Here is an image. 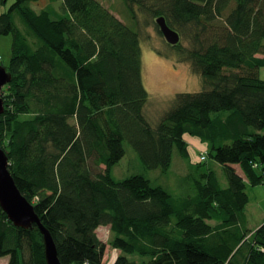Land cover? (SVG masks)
<instances>
[{
	"label": "trees",
	"instance_id": "16d2710c",
	"mask_svg": "<svg viewBox=\"0 0 264 264\" xmlns=\"http://www.w3.org/2000/svg\"><path fill=\"white\" fill-rule=\"evenodd\" d=\"M38 1L0 12V35L12 37L0 146L60 262L103 264L97 229L107 225L120 250L113 264H264V219L250 227L245 211L247 184L264 183V0H121L130 25L98 0H62L60 15L33 8ZM138 14L188 34L185 61L202 83L177 92L155 124L144 112ZM170 47L182 50L180 40ZM187 135L207 145L226 186L207 150L190 157ZM124 141L162 174L176 147L181 191L142 174L114 179ZM3 256L47 264L36 224L16 226L0 207Z\"/></svg>",
	"mask_w": 264,
	"mask_h": 264
},
{
	"label": "rangeland",
	"instance_id": "374dc122",
	"mask_svg": "<svg viewBox=\"0 0 264 264\" xmlns=\"http://www.w3.org/2000/svg\"><path fill=\"white\" fill-rule=\"evenodd\" d=\"M0 5V12L5 11L9 4ZM105 7L111 8L122 21H127L124 7L121 0H98ZM62 0H39L32 4L33 8L48 9L52 14L63 13L60 9ZM113 8L115 10H113ZM140 17L138 31L140 34L141 47V79L148 92V98L144 105V112L147 119L155 124L170 106L173 96L177 92H194L202 88L201 78L198 74L192 72L187 58V49L191 48L188 34L180 33V44L182 50L174 49L167 43L163 34L156 25V18L138 14ZM125 18L127 20H125ZM16 23L19 17L15 14ZM131 22V20H130ZM129 24V23H128ZM130 25V24H129ZM134 29V25H131ZM11 34L0 35V63L4 66L9 64L11 56ZM186 50V51H185ZM161 52V53H160ZM260 76L264 78V67L260 68ZM264 131V129L262 130ZM188 149L192 159H198L201 150H207V145L199 141L194 136H186ZM125 154L120 161L112 167L111 175L114 179L120 180L132 174H142L152 180L155 184L164 186L171 194L181 191L179 186V176L185 171V160L181 158L176 147L173 148L172 161L169 171L166 174L160 173L157 169H145L138 154L132 146L124 141ZM206 165L216 172L221 186H226V179L222 167L206 152ZM239 172L240 169L236 167ZM246 192L249 201L245 207L250 227L261 224L264 219V183L250 185L247 184ZM97 235L106 243L103 256V264H113L115 258L120 254V250L110 247L109 240L111 232L107 225L100 226L97 229ZM127 258L134 261H141L143 256L131 253L125 254ZM8 256L0 257V264H6ZM77 264V263H70Z\"/></svg>",
	"mask_w": 264,
	"mask_h": 264
},
{
	"label": "water",
	"instance_id": "95a60500",
	"mask_svg": "<svg viewBox=\"0 0 264 264\" xmlns=\"http://www.w3.org/2000/svg\"><path fill=\"white\" fill-rule=\"evenodd\" d=\"M156 23L168 44L174 45L179 42V33L166 23L163 16H158ZM10 80L11 73L0 63V114L4 109L1 90ZM8 164V157L0 146V207L16 226L27 228L36 224L42 234L46 263L62 264L57 256L56 246L50 232L42 224L32 203L27 200L17 187L14 178L9 172Z\"/></svg>",
	"mask_w": 264,
	"mask_h": 264
},
{
	"label": "built area",
	"instance_id": "2783aa9c",
	"mask_svg": "<svg viewBox=\"0 0 264 264\" xmlns=\"http://www.w3.org/2000/svg\"><path fill=\"white\" fill-rule=\"evenodd\" d=\"M202 159H203V157H201ZM85 264H87V263H85Z\"/></svg>",
	"mask_w": 264,
	"mask_h": 264
}]
</instances>
